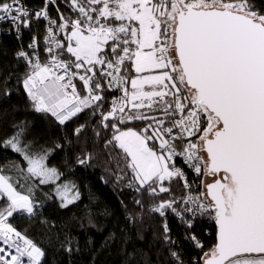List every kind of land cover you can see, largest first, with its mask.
I'll use <instances>...</instances> for the list:
<instances>
[{"label": "snow or ice", "instance_id": "6c2138e0", "mask_svg": "<svg viewBox=\"0 0 264 264\" xmlns=\"http://www.w3.org/2000/svg\"><path fill=\"white\" fill-rule=\"evenodd\" d=\"M25 31L31 40L15 57L26 67L17 83L31 109L57 126L85 113L111 131L104 147L121 150L118 180L130 172L125 186L137 194L131 223L142 222L147 200L148 214L162 218L166 246L176 243L171 213L197 249L204 245L194 223L214 226L202 264H264V0H43L38 8L0 0V32L20 41ZM10 80L11 73L0 80V96L11 95ZM111 93L121 95L109 100ZM13 127L0 145L27 162L19 169L24 179L57 185L65 173L48 165L53 149L29 140L27 124ZM86 127L78 124L73 136L79 140ZM75 189L71 182L55 187L61 208L80 199ZM15 214L31 220L38 206L0 174V264H42L45 252L12 225Z\"/></svg>", "mask_w": 264, "mask_h": 264}, {"label": "trees", "instance_id": "16d2710c", "mask_svg": "<svg viewBox=\"0 0 264 264\" xmlns=\"http://www.w3.org/2000/svg\"><path fill=\"white\" fill-rule=\"evenodd\" d=\"M29 7L38 8L43 6V0H25ZM50 15L55 16V9L50 10ZM43 34L44 27L43 22L40 24L38 36L41 41V62L46 63L45 55L43 53ZM32 33L24 32L20 41L16 40L15 34H7L0 32V80H3L11 73V80L9 81V87L11 89V95L9 97L0 96V139L10 138L15 131L13 125L19 123H25L29 126L28 139L33 140L38 146L44 148L53 149L52 155L49 157L48 165L55 166L54 161L59 159L63 154L67 152L66 165L72 171H76L78 174H82L103 192V195L112 197V203L118 210V216L109 229L104 243L94 255L90 264H176L172 259L169 247L177 251L181 259L185 264H202L201 257L203 252L211 248L215 243V230L214 226H210L207 220H197L194 223V227L191 230L193 234L203 243L204 249H197L193 246L190 240L185 239V233L188 231L180 221L171 213L168 214V225L170 228V235L175 244L166 246L162 239V218L158 214H148L147 204L149 201L145 200V209L142 222L131 223L128 219L129 215H136L137 209L133 204V197L137 194L131 189L125 186L126 180L130 178V172L125 180H118L120 172L117 168L118 154L122 155L120 149H113L111 145L105 148V141L112 135L111 131H106L100 128V125L96 123V120H90L85 113L79 115L74 121H70L67 125L63 126L68 130V136H70L72 143L70 147L65 145L63 136L60 130L52 131L51 133L45 131V129H39V118L30 106V101L24 92L22 86L17 83L19 79H22L26 67L25 64L17 62L15 53L21 46L24 45L27 50V44L31 40ZM133 75H135L133 73ZM78 90L81 95H85L80 81H75ZM109 100L115 97V93L108 94ZM108 104H105V108H108ZM87 123L85 131L82 133L79 140H77L72 134L71 130L78 125ZM137 125L140 122H135ZM95 127L101 131V135L96 137L92 128ZM65 137V136H64ZM56 143L63 145L62 148H56ZM91 154V159L83 165L76 162L77 156L83 158L86 154ZM5 156H11L14 158V162L10 163L6 167V175L11 177L12 182L17 187V190L21 194L30 195L33 202L41 208H47L56 206L60 215H72L70 210L76 209L79 203L69 205L68 208H61L60 199L55 193V187L61 183L71 182L75 184L76 189L79 191L78 183L74 180L66 182L63 177L60 181H57V185H40L35 178L31 180H25V173H21L19 170L23 168L26 170L27 162L18 154L11 150V148H4L0 145V161ZM179 163V162H178ZM120 167L123 168V162L121 161ZM125 171H127L125 169ZM175 184V182H173ZM31 186V193L28 191ZM173 191L177 195H182V191L178 188H173ZM164 198H167L168 194H162ZM158 202V201H153ZM18 214H15L13 222L14 227L29 237L27 231H22L16 226V218ZM155 216L153 219L152 217ZM80 224H83L80 222ZM207 231L210 234H207ZM37 244V243H36ZM42 250L43 248L37 244ZM131 254V255H130ZM42 264H59L58 257L54 252L46 249L45 256L42 258Z\"/></svg>", "mask_w": 264, "mask_h": 264}, {"label": "rangeland", "instance_id": "374dc122", "mask_svg": "<svg viewBox=\"0 0 264 264\" xmlns=\"http://www.w3.org/2000/svg\"><path fill=\"white\" fill-rule=\"evenodd\" d=\"M145 88L147 90V86ZM71 134L73 135L72 130ZM65 137L71 139L68 132ZM64 142L70 147L71 144L65 139ZM66 158L67 152L55 160L54 165L65 173L63 179L66 182L74 180L78 183L80 199L76 203L79 205L76 209L70 210L72 215H60L56 206L38 207L36 217L29 220L26 215H18L15 224L18 229L27 231L29 237L39 244L44 252L47 248L54 252L59 264H90L104 243L109 229L115 223L118 210L114 204L110 206L112 197L109 193L103 195L90 179L69 170ZM14 161L13 157L5 156L0 161V168L3 169L0 174H6V167ZM62 243L65 247H61ZM68 247L71 248L70 252L67 250Z\"/></svg>", "mask_w": 264, "mask_h": 264}, {"label": "crops", "instance_id": "0c3cea01", "mask_svg": "<svg viewBox=\"0 0 264 264\" xmlns=\"http://www.w3.org/2000/svg\"><path fill=\"white\" fill-rule=\"evenodd\" d=\"M129 89H130V85H129ZM38 116H40V117H38ZM38 116L37 117L39 118L38 119L39 120V124H38L39 129H41V128L45 129V131H47L49 133H51L52 131H56L58 129V130H60L62 135L65 136L67 134L68 130H66L63 126L51 125L47 122L46 119L42 118L41 115H38ZM64 136H63V138H64ZM74 172L76 173V171H74Z\"/></svg>", "mask_w": 264, "mask_h": 264}, {"label": "built area", "instance_id": "2783aa9c", "mask_svg": "<svg viewBox=\"0 0 264 264\" xmlns=\"http://www.w3.org/2000/svg\"><path fill=\"white\" fill-rule=\"evenodd\" d=\"M119 95H121V93H115V97H117V96H119ZM82 114V113H81ZM179 161H177V163H178ZM189 176H191V173H189ZM174 216V215H173ZM177 218V217H176ZM14 219H15V215H14V218H10V222L12 223V225H13V222H14ZM178 219V218H177ZM208 224L210 225V226H212V224H211V222H209L208 221ZM14 226V225H13ZM207 234L209 235L210 234V232L209 231H207ZM36 244V243H35ZM37 245V244H36ZM38 246V245H37ZM0 247H6V246H4L2 243H0ZM39 247V246H38ZM6 250H8V249H6ZM8 251H11L13 254H15V252H14V249L13 250H8ZM10 258V257H9ZM25 260H26V258H25Z\"/></svg>", "mask_w": 264, "mask_h": 264}]
</instances>
